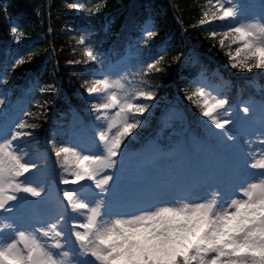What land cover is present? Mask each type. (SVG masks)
<instances>
[{
    "label": "snow or ice",
    "instance_id": "obj_1",
    "mask_svg": "<svg viewBox=\"0 0 264 264\" xmlns=\"http://www.w3.org/2000/svg\"><path fill=\"white\" fill-rule=\"evenodd\" d=\"M212 9L211 15L204 11L200 24L230 22L226 31L210 33L213 39L217 35L221 37V48L225 40L229 41V67L242 72L264 70V16L241 19V10L234 0H214ZM11 33L16 36L18 28L13 26ZM156 34L147 31L146 37L151 39ZM77 43L86 45L84 63L98 62L99 52L84 36ZM233 45H236L234 53L231 51ZM193 55L198 53L193 50ZM162 59L148 63L147 70L159 72ZM25 63V59L18 58L11 70L14 72L17 66ZM125 81L126 76L115 80L104 76L82 85L89 96L102 97L91 109L101 126L95 138L99 151L84 153L76 146L53 148L54 157L58 161L62 158L61 167L67 173L59 182L72 186L62 189L65 211L81 217L69 225L70 234L78 246V253L89 259L76 261V264H264V157L259 163L246 164L259 172L256 180L244 181L242 171L236 170L231 184H208L204 197L197 195L189 200L173 196V202L151 204V199L168 194L162 189L140 201L145 206L135 212L109 214L106 210L108 198L115 197L114 176L106 170L116 168L126 142L141 126V118L157 99L154 91L129 88ZM42 91L59 90L49 85ZM186 98L214 126L213 136L220 146L226 152L233 151L236 136L230 126L247 123L252 109L240 108L243 116L234 120L229 101L203 86ZM259 108L264 113V102ZM32 128L34 125L21 120L10 138L0 141V214L17 211L21 193L32 198L45 194L42 184H34L29 179L39 172V163L29 159L28 152L16 143L31 138ZM260 143L264 145V139ZM85 186L92 189L90 199L77 191ZM64 221L61 213L44 225L33 226L31 231L16 229L10 223L7 230L14 232V238L0 242V264H71L66 259L69 252L63 251L66 244V234L62 230ZM4 231L0 228V240Z\"/></svg>",
    "mask_w": 264,
    "mask_h": 264
},
{
    "label": "trees",
    "instance_id": "obj_2",
    "mask_svg": "<svg viewBox=\"0 0 264 264\" xmlns=\"http://www.w3.org/2000/svg\"><path fill=\"white\" fill-rule=\"evenodd\" d=\"M255 1L234 0L241 19L254 11ZM212 3L214 0H107L95 9V0H0V100L2 93L8 94L6 103L0 105V120L16 117L34 125L30 131L39 150L45 148L44 126L52 130L58 125L60 135L52 139L49 131L47 138L53 154V148L66 146L71 129L82 133L99 124L91 109L102 98L89 96L82 85L129 61L138 66V88L154 91L162 100L167 96L171 101L165 116L183 113L188 129L184 134L177 133L182 128L162 129L164 124H158L156 117L139 127L125 148L144 150L146 155L151 149L184 147L189 134L192 141L205 136L211 125L186 98L199 87L196 79L200 75L207 74L219 85L229 105L248 99L259 105L264 102V70H222L223 77L214 73L226 64L229 41L221 48V37L213 39L210 33L226 31L230 23L200 24L204 11L214 10ZM74 4L80 5L79 11ZM13 26L18 28L16 36L11 33ZM147 31L157 34L148 39ZM81 36L99 52L98 62H83L86 45L77 43ZM21 57L26 63L13 72L15 60ZM160 57L161 70L149 72L147 64ZM49 85L59 91H42ZM236 114L240 115L239 109ZM62 163L61 158L60 167Z\"/></svg>",
    "mask_w": 264,
    "mask_h": 264
},
{
    "label": "rangeland",
    "instance_id": "obj_3",
    "mask_svg": "<svg viewBox=\"0 0 264 264\" xmlns=\"http://www.w3.org/2000/svg\"><path fill=\"white\" fill-rule=\"evenodd\" d=\"M106 1L95 0L94 8H102ZM253 5L254 11L251 12L247 19L264 16V0H256ZM79 8L80 5L78 8L76 7V9ZM209 15H211V12ZM149 27L151 28L153 25H149ZM29 47L31 49L33 46ZM235 47L236 45L231 46L233 53L235 52ZM225 51L227 54L229 47ZM32 53L30 52L25 58L28 59ZM128 62L111 68L108 78L115 80L126 76L127 81L125 83L127 86L129 88H138V66ZM223 69L233 70L229 67V57L226 60L225 66L216 68L214 73L223 77ZM238 72L240 73L241 71L238 70ZM196 80L199 87L203 86L214 95L224 98L220 93L221 88L219 85L213 82L207 74L200 75ZM1 95L3 104L0 105H4L8 94L2 93ZM165 101L169 103L168 99ZM166 105L161 98H157L149 112L141 118L143 122L140 127L144 126L148 120L153 119L151 116L160 113L159 120L164 124V127L169 128L173 126V129L185 128L184 131H186L187 124L184 114L174 112V114L165 116L164 109L167 108ZM244 106L250 107L252 114L247 123L230 126L236 136L234 150L231 152H226L220 146L213 136L214 126L212 125L208 128L206 137L197 138L190 146L185 148L157 149L153 153L154 158L142 155L141 152L131 149L123 151V155L118 158L116 168L106 170L107 174L114 176L112 188L115 197L108 198L109 203L106 210L109 214L116 216L135 212L138 208L145 206L140 201L149 199V195L157 194L162 189H166L168 194L159 199H151L149 201L151 204L157 205L173 202V196L189 200L195 198L197 195L204 197L207 195L204 188L208 184H231L236 170L242 171V179L244 181L256 180L259 172L246 167V164L253 161L259 163L260 158L264 157V145L260 143L264 139V123H262L264 121V113H261L259 105L255 100L248 99L236 105L228 104L230 111L233 113L232 118L234 120L238 117L236 114L237 109ZM20 121L16 117L1 119L0 141L10 138L12 132L15 130V125ZM58 129H60L58 125L52 128L49 137L55 139L59 136ZM91 129L95 132L94 135H91ZM91 129H84L85 131H81L82 133L71 129L69 132L70 139L66 146H76L84 153L99 151L100 149L97 147L95 138L100 129ZM16 143L28 152L29 159L39 163V172L33 173L29 179L33 180L34 184H42L45 188V194L41 198H32L27 194L21 193V200L17 204L18 210L11 214H0V228L5 229L0 242H7L14 238V232L7 230L10 223L16 229L31 231L33 226L44 225L63 213L65 221L62 230L66 234V244L63 251H67L70 254L69 258L66 259H69L71 264H76V261L83 262L89 259L78 253V246L74 241V237L70 234L69 225L78 222L81 217L71 214L70 210L65 211V204L62 200V189L72 187L61 185L59 182L62 177L67 176L65 169L57 163L56 168H58V173H56L54 159H52V156L49 155L45 148L38 150V141L34 136L17 141ZM172 189H175V191H172ZM77 191L81 192L86 199L91 198L90 193L92 189L87 187L78 188Z\"/></svg>",
    "mask_w": 264,
    "mask_h": 264
},
{
    "label": "bare ground",
    "instance_id": "obj_4",
    "mask_svg": "<svg viewBox=\"0 0 264 264\" xmlns=\"http://www.w3.org/2000/svg\"><path fill=\"white\" fill-rule=\"evenodd\" d=\"M254 174V173H253Z\"/></svg>",
    "mask_w": 264,
    "mask_h": 264
}]
</instances>
